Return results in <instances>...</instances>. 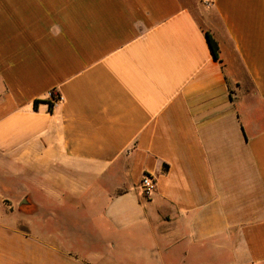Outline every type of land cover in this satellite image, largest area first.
I'll use <instances>...</instances> for the list:
<instances>
[{
    "label": "crops",
    "instance_id": "0c3cea01",
    "mask_svg": "<svg viewBox=\"0 0 264 264\" xmlns=\"http://www.w3.org/2000/svg\"><path fill=\"white\" fill-rule=\"evenodd\" d=\"M0 264H264V0H0Z\"/></svg>",
    "mask_w": 264,
    "mask_h": 264
},
{
    "label": "built area",
    "instance_id": "2783aa9c",
    "mask_svg": "<svg viewBox=\"0 0 264 264\" xmlns=\"http://www.w3.org/2000/svg\"><path fill=\"white\" fill-rule=\"evenodd\" d=\"M49 100L51 102V106H56L61 101V97L56 92H50ZM155 187V181L148 175L144 176L140 186L142 196L146 200L150 199L155 191Z\"/></svg>",
    "mask_w": 264,
    "mask_h": 264
},
{
    "label": "trees",
    "instance_id": "16d2710c",
    "mask_svg": "<svg viewBox=\"0 0 264 264\" xmlns=\"http://www.w3.org/2000/svg\"><path fill=\"white\" fill-rule=\"evenodd\" d=\"M208 42L216 59L219 58V46L218 43L213 39V37L208 33L207 34Z\"/></svg>",
    "mask_w": 264,
    "mask_h": 264
}]
</instances>
